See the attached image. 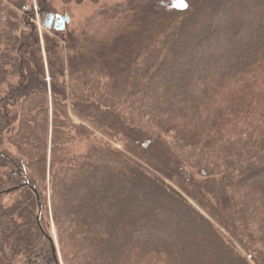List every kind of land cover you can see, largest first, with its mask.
Here are the masks:
<instances>
[{
  "label": "trees",
  "instance_id": "trees-1",
  "mask_svg": "<svg viewBox=\"0 0 264 264\" xmlns=\"http://www.w3.org/2000/svg\"><path fill=\"white\" fill-rule=\"evenodd\" d=\"M180 2L130 8L131 30L49 57L50 96L41 75L1 101L0 193L16 190L0 196V264H58L48 193L63 264H107L135 238L110 264H264V0Z\"/></svg>",
  "mask_w": 264,
  "mask_h": 264
},
{
  "label": "rangeland",
  "instance_id": "rangeland-1",
  "mask_svg": "<svg viewBox=\"0 0 264 264\" xmlns=\"http://www.w3.org/2000/svg\"><path fill=\"white\" fill-rule=\"evenodd\" d=\"M151 1L157 0H0V108L2 107L1 101L8 95H17L20 101L32 89H36L40 83L41 75L48 79V84L45 85L50 96L52 88L49 81L51 77L48 67L49 57L53 63L58 60L63 61L76 51H86L87 48L93 47L103 40H112L119 34L131 30L130 19L132 14L129 9L143 6V4ZM44 14L69 16L70 23L66 26L65 32L59 33L54 29L47 30L44 27ZM20 47L23 48L22 53L24 55L22 57L25 59L23 64H25L26 74L30 77V82L25 85L22 93H16L21 80L18 74L20 59L18 51ZM121 68L127 69L126 64L122 65ZM227 70V67H220L217 68L216 73L209 71L204 75H197L193 81H207L208 86H211L212 82L218 81L215 77L217 78L218 75ZM126 73H124L125 76L121 77L127 86L134 82L130 78L133 74L131 67ZM55 79L59 84L64 81L66 86H70L68 78L62 80L57 75ZM126 94L129 95L130 92L127 91ZM123 95H125L124 92L120 94V96ZM10 112L13 116L19 114L20 109L15 106L10 109ZM50 115L52 116V109H50ZM70 117L74 124L79 125L81 123L75 116L70 115ZM17 126L18 123L14 126L15 129ZM168 136L174 137V134L168 133ZM113 146L123 149V145L118 144V142L113 143ZM4 148L13 154L16 153L15 149L8 143L4 144ZM48 195V208L47 212L44 213V218L49 235L56 237L59 261L63 264L50 193ZM127 196H133V193L129 192ZM18 198L19 195H11L4 198L2 204L5 206L12 205ZM85 198L84 195L82 200ZM140 243L143 242L135 238L126 249L105 258L104 262L110 264L122 257L129 256L131 250L137 249ZM160 243H171L175 249H179L177 241L169 242L168 240L160 241ZM15 264H26V261L24 258H20Z\"/></svg>",
  "mask_w": 264,
  "mask_h": 264
},
{
  "label": "water",
  "instance_id": "water-1",
  "mask_svg": "<svg viewBox=\"0 0 264 264\" xmlns=\"http://www.w3.org/2000/svg\"><path fill=\"white\" fill-rule=\"evenodd\" d=\"M43 16H44V27L47 30L54 29L56 32L62 33V32H65L66 26L70 23L69 16L63 17V16H60V15H53V14H44ZM15 190L16 189L14 188V189H11L10 191H6V192H3V193H0V196H2L3 194L9 193V192L15 191ZM34 194L37 197L38 207H39L37 222H38V224H41L42 205H41V202L39 200L38 194L35 191H34ZM46 237L52 243V245H53V255H54L57 263L60 264L58 259H57V248H56V244L57 243H56L55 235L46 236Z\"/></svg>",
  "mask_w": 264,
  "mask_h": 264
},
{
  "label": "snow or ice",
  "instance_id": "snow-or-ice-1",
  "mask_svg": "<svg viewBox=\"0 0 264 264\" xmlns=\"http://www.w3.org/2000/svg\"><path fill=\"white\" fill-rule=\"evenodd\" d=\"M178 6L181 7V8H186L187 7V4L184 3L183 0H181V2L179 3Z\"/></svg>",
  "mask_w": 264,
  "mask_h": 264
}]
</instances>
